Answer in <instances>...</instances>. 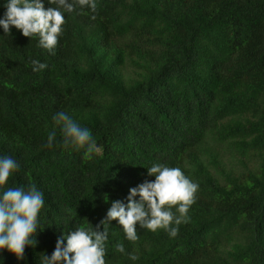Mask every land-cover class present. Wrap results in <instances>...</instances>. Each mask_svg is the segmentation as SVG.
<instances>
[{
	"label": "trees",
	"instance_id": "16d2710c",
	"mask_svg": "<svg viewBox=\"0 0 264 264\" xmlns=\"http://www.w3.org/2000/svg\"><path fill=\"white\" fill-rule=\"evenodd\" d=\"M96 3L64 13L54 55L0 27V156L20 164L0 194L35 185L44 197L24 258L0 249V264H41L59 236L95 226L154 180L155 163L198 184L188 222H173L175 237L137 225L132 242L113 220L106 264H264V0ZM32 60L47 68L34 72ZM59 111L90 130L91 159L62 145Z\"/></svg>",
	"mask_w": 264,
	"mask_h": 264
},
{
	"label": "clouds",
	"instance_id": "9594fccd",
	"mask_svg": "<svg viewBox=\"0 0 264 264\" xmlns=\"http://www.w3.org/2000/svg\"><path fill=\"white\" fill-rule=\"evenodd\" d=\"M48 3L51 6L46 9L43 0H7L4 5L6 11L0 19L4 34L10 33L11 26H14L25 37L38 36V46L54 55L65 23L64 13L73 12L77 5L81 8L87 6L92 13L97 11L96 0H48ZM91 19L95 20L96 16L92 15ZM31 63L34 72L47 68V64L39 60ZM53 119L61 128L64 147L86 146L87 159L99 151L90 130L81 127L68 113L59 111ZM55 141L56 133L52 131L46 147H52ZM19 169L17 160L7 155L0 156V187L5 186L10 175ZM147 172L155 179H145L130 188L125 198L127 203L113 200L106 216L95 226L90 223V228L77 227L67 236H59L53 253L50 257L43 255L41 264H106L105 243L109 236L108 226L113 220L122 225L126 239L132 242L139 238L137 225L153 232L163 228L175 237L178 228L171 225L173 222L175 225L188 222L187 213L195 202L198 184L187 178L181 169L161 163L153 164ZM43 206V193L35 185L6 188L0 194V249H7L17 259H23L25 247L33 243L30 237L37 233V217ZM173 207H177L179 216L171 211ZM115 249L127 254L131 260L138 258L135 254L126 253L123 243H117Z\"/></svg>",
	"mask_w": 264,
	"mask_h": 264
},
{
	"label": "rangeland",
	"instance_id": "374dc122",
	"mask_svg": "<svg viewBox=\"0 0 264 264\" xmlns=\"http://www.w3.org/2000/svg\"><path fill=\"white\" fill-rule=\"evenodd\" d=\"M230 158V155L229 153L226 154V157L224 158L226 160V162H228V159ZM235 168L238 166L236 163H235ZM229 167H230V164H229ZM237 169V168H236Z\"/></svg>",
	"mask_w": 264,
	"mask_h": 264
}]
</instances>
